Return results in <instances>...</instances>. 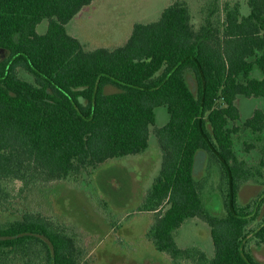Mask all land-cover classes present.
Segmentation results:
<instances>
[{"label": "trees", "instance_id": "16d2710c", "mask_svg": "<svg viewBox=\"0 0 264 264\" xmlns=\"http://www.w3.org/2000/svg\"><path fill=\"white\" fill-rule=\"evenodd\" d=\"M94 1L0 0V212L10 216L0 217V264H100L106 241L84 245L98 237L78 231L68 210L62 218L15 203L146 151L151 134L162 167L138 211L154 214L146 237L156 252L170 264H262L252 246L264 247V110L242 121L236 101L264 99V0H212L199 28L175 0L157 21L135 24L125 45L87 51L67 25ZM158 107L170 116L161 128ZM198 151L208 158L199 180ZM214 165L223 216L204 203ZM249 183L262 190L240 204ZM196 218L210 228L212 254L177 242Z\"/></svg>", "mask_w": 264, "mask_h": 264}, {"label": "rangeland", "instance_id": "374dc122", "mask_svg": "<svg viewBox=\"0 0 264 264\" xmlns=\"http://www.w3.org/2000/svg\"><path fill=\"white\" fill-rule=\"evenodd\" d=\"M174 1L95 0L67 25V31L77 38L87 51L99 48L114 49L125 45L135 24L157 21L163 10ZM186 1L191 10L192 23L199 28L203 21L202 10L208 7L212 0ZM226 1L243 2L221 0V3L224 4ZM47 29L48 23L44 21L37 27V32L45 34ZM7 57V51L0 49V63ZM21 73L24 75L22 71ZM254 74L259 76L261 72L256 69ZM187 81L195 89L194 77L188 74ZM115 91L117 89L114 87L107 88V92ZM236 104L242 121L250 118L255 110H264V99L239 97ZM169 119L166 107L156 109L157 128L164 127ZM242 138L251 140V133ZM162 160L163 154L158 139L151 134L146 151L112 160L91 175L82 176L78 181L57 182L49 187L36 189L24 198V202L16 201L15 205L17 208H29L48 216L62 218L64 212L69 215L68 210L70 222L76 225L78 231L85 228L93 231L98 237L97 241H92L84 236V245L93 249L97 246L96 243L106 241V244L99 248L98 255L105 250L109 252L104 253L100 264H170L166 256L156 252L146 237L154 214L138 211L139 205L160 173ZM207 167V154L198 151L194 169L195 179L206 177ZM219 183L220 170L214 165L204 191V203L212 214L223 216L225 209L219 195ZM261 190V186L253 183L245 185L239 194L240 204L249 203ZM103 201L109 204L108 212L103 207ZM0 217L6 219L10 216L0 212ZM118 226H122L121 232L117 231ZM176 237L181 247L197 245L209 254L213 253L210 228L197 218L185 222L177 231ZM252 252L257 260L264 264V247L253 245Z\"/></svg>", "mask_w": 264, "mask_h": 264}]
</instances>
